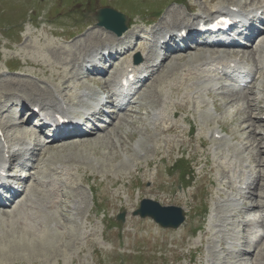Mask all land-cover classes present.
Instances as JSON below:
<instances>
[{
  "label": "rangeland",
  "instance_id": "rangeland-1",
  "mask_svg": "<svg viewBox=\"0 0 264 264\" xmlns=\"http://www.w3.org/2000/svg\"><path fill=\"white\" fill-rule=\"evenodd\" d=\"M72 1L73 0L66 2V0H64L63 3L62 0H0V96L4 94V92L7 93L9 91L8 93H11L14 92L16 89L24 88L23 85L24 82L22 80L31 82L29 79L31 77H35L39 82L46 83L51 88L58 86V84L62 82L60 75L61 70L56 68L55 65L58 63L56 61L59 60L57 59V57L58 58L62 56L64 57V55L62 51H56L55 49L57 48L55 47L61 45L62 48L63 49L65 48L66 51L73 52V48H75L76 50L78 49V46L73 47V45L78 41L79 42L77 45H79L80 43L87 44L88 41L83 37H79V35H76L70 41L68 40L69 37H71L72 35L76 34L77 32L79 33L78 28L81 27L82 29L80 30V32L84 33V34L82 33L83 36L90 32H94V31L98 32L97 30L91 29L92 27L95 26V24L94 21L91 20L89 16L90 13L95 12V10L99 9V7L105 5H110L114 7L115 5L117 7V8L114 7L116 11L120 12V10L118 9L120 8L122 10L121 12L126 11L127 14H130V16H137L135 17L134 20L135 23L136 22L140 23V20L142 19L140 18L141 16H139L140 12L141 13L143 12V15L149 14L148 16H150L153 13L151 11L144 12L140 8L138 10V7L136 8L134 6L138 2L135 3L134 0H121V1L104 0L105 3L103 0H94L96 1V5L93 1H91L90 3L89 0H75L77 3H80V5ZM164 1H166L167 4L169 5L170 4L169 2H171L172 0H145V2L147 3H157V4ZM189 1H191L192 4L195 2V4L198 5V6L196 5L198 10L199 8H201L202 10L208 8L207 3L203 4L202 2L203 0H189ZM246 1L247 0H241L242 3ZM71 2L72 4H70ZM86 3H90L91 7H94L95 5V9H90V7L87 6ZM146 7L148 10L152 9L150 6H146ZM167 7L168 6L165 7L163 5H160L156 9L161 8L162 10H165V13H167V10L169 9ZM135 9L138 11L136 12L133 11ZM18 25L20 27L17 30L20 33L17 32V36L13 37L12 35L16 33L15 28ZM26 29H28V31ZM27 38L28 41L32 40L33 42L32 44L38 45L36 46V49H31L32 44L27 42ZM45 42L52 44L54 47L48 43H47L48 46H46L47 44ZM47 50L49 51L50 54L46 52ZM53 53H56V55H53ZM6 64L9 69H12V67L15 68L12 69L13 74H9L5 72L6 67L4 65ZM5 79L6 82L1 84L2 81ZM36 79H33L32 81L37 82V84L42 87V85L38 83ZM6 84H8L7 88H6L7 86ZM58 87L64 88L61 86ZM16 92L21 93L20 91H16ZM236 105L238 104H232V107ZM238 106L241 109V117H242L245 114V111L243 110L245 104L243 106L241 103ZM204 111H207V109H204ZM223 112L224 110L222 109V111L218 112V115L220 117L224 116ZM260 112H257L253 108L251 109V114H252L251 116L254 122H258ZM193 114L195 119L198 121H202L203 117L206 118L205 116L202 117V115L204 114L203 110H198V112ZM207 117L211 119L213 118V114L209 111V115ZM225 120L229 122L227 118ZM251 126L252 125L249 123L243 124L239 128L242 131L241 134L237 135V138H235L236 140L234 139L233 142H236L238 145H240L242 144V139L245 136H247L248 139L252 140L250 144H253V142L255 143V141H256L255 145L258 144L259 143L258 141L259 135L257 134L258 126H256L255 128ZM209 127L213 128L215 127V124L214 123L212 124L211 122ZM225 129L229 132V134H231V133H237L238 127H236L235 124L231 125L230 123H227L225 124ZM128 131L132 133L133 132L136 133V140L139 139L140 135L137 134L136 129L130 127L128 128ZM247 141L248 140H245V142ZM90 144L87 143L82 146L78 145L79 148L82 149V151H80L79 149H76L77 151H75V148L71 150H65L66 152L62 150L65 153L64 155H62V158L70 159L71 158L70 155L75 154V156L72 159L75 160L76 164H79L83 167V171H86L87 175H92L99 178H104L105 175L112 176L113 178H116L118 176L124 179L128 178V174L131 172L129 168L128 169L120 168V166L123 167L125 164L121 162L125 160L120 154L121 150L114 152L113 155V153L109 154V149L113 147L112 144L110 145L109 149H107L108 145L105 141L98 140L94 142V144L93 143L91 145ZM134 144L135 142L131 141L129 144L126 145V147L130 148ZM178 145L179 144H176L174 147H171V149L168 150L162 148L161 154L166 155V152L169 151L170 155L171 154L175 155L178 150ZM234 145L235 143L229 144V146L231 147ZM118 147L119 146H117L116 148ZM122 147L123 146L120 145V148ZM126 147H124V150L126 149ZM87 148H89L90 150ZM133 149L135 150V148ZM179 149L184 153L186 152L185 147H181ZM113 150L114 148H112L110 152H113ZM257 150L258 149L252 148V153L258 152ZM259 150L262 149L260 148ZM124 152L129 155L130 151L129 152L124 151ZM193 153L197 154L198 151L197 150L193 151L190 154ZM65 155H69V156L63 157ZM148 155H152V153L150 152ZM49 156H54V154L51 155L49 154ZM56 159H58V161L60 160L59 157H56ZM97 162L99 164H97ZM108 183L111 186V182ZM125 183L126 181L123 182V185ZM119 189H121V186H116L114 191H117ZM13 232L11 233L12 237H7L6 240H3L6 241L5 243H8L6 244L7 245L6 248L9 251L6 253V255H0V264H44V263L64 264V260L62 259L64 256L62 257L59 251H57L54 247L57 246L61 240L65 241L66 243H70V245H68V250L65 253L68 256H71V254L73 256L76 253L77 248L74 247V249L76 250L75 252L71 253L72 247L74 245V242L77 240V237H80L79 232L77 233V230L70 229L69 233L65 232V235L63 237L60 236L59 238H55L56 241L58 242L55 244L54 242L50 243L49 241H47L48 239L46 240V236L40 237L41 239L40 241L39 238L35 239V236L32 233L26 232L25 235H23L21 234V232H15L14 234ZM11 238L12 241L10 242ZM35 241H37L38 244H36ZM158 241L160 242V243L156 242V244H158L159 246L158 250H156L155 252L149 250L147 253H144L145 258L147 260L146 264L150 262L149 260L162 259L164 257L165 258L167 257V255L165 254V249H171V246L167 243L168 242L167 238H165L164 236H159ZM43 243H45L44 246ZM97 244L98 241L93 240L92 243L93 247L86 248V252L91 251L93 248H95V246H97ZM162 244H166L167 247H165ZM100 251L103 259L102 264H112V263L115 264L113 262V259L116 256V252L123 253L124 249L123 248H116L112 250L101 249ZM55 259H59L60 262L56 263ZM66 263L78 264L75 260L71 261V259L70 260L66 259ZM99 263H100V258L95 264H99ZM123 264H136V262L129 261ZM150 264H161V262L158 260L152 263L151 261ZM177 264H187V263L186 261H178Z\"/></svg>",
  "mask_w": 264,
  "mask_h": 264
},
{
  "label": "bare ground",
  "instance_id": "bare-ground-1",
  "mask_svg": "<svg viewBox=\"0 0 264 264\" xmlns=\"http://www.w3.org/2000/svg\"><path fill=\"white\" fill-rule=\"evenodd\" d=\"M206 2H213L214 0H205ZM262 1H264V0H262ZM203 2H204V0H203ZM230 6H234V2H226V3H224V4H222V5H218V6H215L214 8H213V10H214V13H215V15L217 14V13H223V12H233V10H230L229 8H230ZM212 10V11H213ZM172 17H174V18H177V14L175 13V14H173L172 15ZM199 20H201L202 18H198ZM185 20H183V22H184ZM188 21H190V20H188ZM189 23H186V24H184V23H182V27L180 28V29H183V28H185L183 25H188ZM100 30H103V29H101L100 28ZM169 33H170V31H169ZM251 34V32L249 31L248 32V35H250ZM136 35H135V32H134V30H129L127 33H125L124 34V36H122L121 38H113L114 39V43L116 42L117 44H121V45H123V44H125V43H127V41H129V40H131V39H135L136 40V37H135ZM96 37V35L93 33V34H91V38H95ZM100 37H101V35H100ZM96 40H98V39H96ZM264 40V39H263ZM30 43H32V40L31 41H29ZM47 44V43H46ZM36 46H38L37 44H32V46H31V49H36ZM46 46H48V44L46 45ZM51 47V46H50ZM39 48V47H38ZM47 49V48H46ZM49 50V49H48ZM46 51V52H48L49 53V51ZM44 51V50H43ZM39 53H42V52H39ZM38 53V54H39ZM50 54V53H49ZM63 54L64 55H67V53L66 52H63ZM33 55V54H32ZM41 55V54H40ZM53 55H56V53H53ZM190 56H191V54H189ZM200 55V53H198V54H195V53H193V56H199ZM245 55V53L244 52H238V53H235V54H232V53H224V55H222V56H219V57H217V58H214L213 56H208L207 58H204L206 61H204V63H207V65L209 66V68H211V69H214V70H219V69H225V68H227L228 66H230L231 64H234L235 62H236V60H235V58H237L238 60L239 59H241V58H243V56ZM67 56H69V55H67ZM67 56H65V57H63V60H62V67H63V69H64V74H63V78L65 79V82H62L63 84V87H65V89L64 90H66V91H68L69 90V87H68V75L70 74V70H67V68H68V57ZM43 57V56H42ZM44 58V57H43ZM53 59H54V57H53ZM57 59H59L58 57H57ZM192 59V58H191ZM147 60V59H146ZM201 61V59L200 60H198V61H196V62H194L193 60H191V62H190V64H192V66L191 65H186V64H183L182 66H181V68H180V70H182V71H180V73L181 74H187V73H189L190 72V70H198V69H200L201 68V66H202V62H200ZM259 65H261L262 64V62H259L258 63ZM66 67V68H65ZM125 70H128V69H131V72H134L135 70H136V68H134V67H130L129 65H127V66H125V68H124ZM189 74H192V73H189ZM173 79V75H170L169 76V80H172ZM6 82V79L5 80H3L2 81V83L1 84H3V83H5ZM13 82V81H12ZM11 82V83H12ZM26 82V81H25ZM10 83V84H11ZM9 84V85H10ZM27 84L29 85V86H31L32 88H34L35 90H33L32 91V96H33V98L34 99H44V96L47 94V91L46 90H41L40 88H38L35 84H33V83H31V82H27ZM7 86H6V88L8 87V84H6ZM13 85V84H12ZM18 86V85H17ZM17 86H15V87H17ZM25 86V85H24ZM4 87H5V85H4ZM20 88H22V87H20ZM23 90H28V89H25V88H22ZM5 90H8V89H5ZM11 90V89H10ZM31 91V90H30ZM7 92V91H6ZM9 92V91H8ZM7 92V96H10V95H12L13 96V92H11V93H8ZM5 93V92H4ZM251 118V116L250 115H247V117H246V120H243L242 121V124H244L245 122H247L249 119ZM121 121H124V120H122L121 119ZM21 125H24L23 124V122L21 123ZM8 137V136H7ZM98 137V136H97ZM97 137H95L94 138V140H91L90 142H89V144L91 143H93V142H95L96 141V139H97ZM142 144L143 145H145V140L144 141H142ZM71 145V146H70ZM82 146V145H84V143H82V141H79V142H74L73 144H65V143H62V144H59V145H53V146H50L49 148H48V150H50V151H52V152H56L55 154H57V152L58 153H60L62 150L63 151H65V150H68L69 148H71V147H73V148H76L77 146ZM86 147V146H85ZM112 148H114V146L112 147ZM111 148V149H112ZM89 149V148H88ZM111 149H110V151H111ZM90 150V149H89ZM112 153V152H111ZM135 155H138V154H135ZM68 156V155H67ZM71 157H72V155H70ZM64 157H66V156H64ZM6 241H3V239H0V255H6V253L9 251V250H7V245L6 244H8V243H5ZM9 246V245H8ZM66 247V246H65ZM65 247H64V249H65Z\"/></svg>",
  "mask_w": 264,
  "mask_h": 264
},
{
  "label": "water",
  "instance_id": "water-1",
  "mask_svg": "<svg viewBox=\"0 0 264 264\" xmlns=\"http://www.w3.org/2000/svg\"><path fill=\"white\" fill-rule=\"evenodd\" d=\"M97 20L101 26H104L106 29H109L111 31L122 33L125 30V22L113 12L105 11ZM145 215H150L154 217L157 222H159L161 225L166 226V227H173L181 222L180 216H177V215H176L177 217H176V221L174 224L168 222L163 217L158 216V214H154L152 212L147 213Z\"/></svg>",
  "mask_w": 264,
  "mask_h": 264
}]
</instances>
